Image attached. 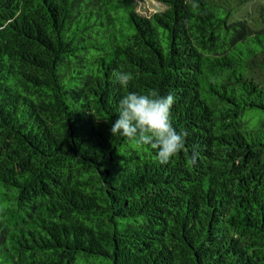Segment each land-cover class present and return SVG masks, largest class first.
I'll return each instance as SVG.
<instances>
[{"label":"trees","instance_id":"1","mask_svg":"<svg viewBox=\"0 0 264 264\" xmlns=\"http://www.w3.org/2000/svg\"><path fill=\"white\" fill-rule=\"evenodd\" d=\"M157 1L0 0V264H264V7ZM150 90L164 165L110 132Z\"/></svg>","mask_w":264,"mask_h":264},{"label":"clouds","instance_id":"2","mask_svg":"<svg viewBox=\"0 0 264 264\" xmlns=\"http://www.w3.org/2000/svg\"><path fill=\"white\" fill-rule=\"evenodd\" d=\"M115 81L127 87L133 80L129 72L114 71ZM175 95H159L157 90L147 94L129 92L119 102L118 119L112 124V136L120 135L134 140L138 145H149L156 150L157 161L164 165L185 148L187 133H177L172 126L171 108L175 103ZM194 146L191 162H197L198 152Z\"/></svg>","mask_w":264,"mask_h":264},{"label":"rangeland","instance_id":"3","mask_svg":"<svg viewBox=\"0 0 264 264\" xmlns=\"http://www.w3.org/2000/svg\"><path fill=\"white\" fill-rule=\"evenodd\" d=\"M137 4V11L143 16H150L151 14L166 9V5L157 0H134ZM264 7V0H249L243 4L236 13V18L247 19L252 22L254 26L258 22L259 11Z\"/></svg>","mask_w":264,"mask_h":264}]
</instances>
